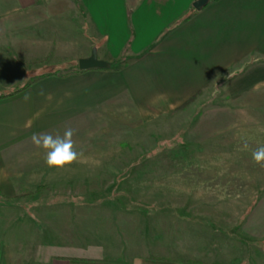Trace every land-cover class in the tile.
Returning <instances> with one entry per match:
<instances>
[{"label": "crops", "instance_id": "obj_1", "mask_svg": "<svg viewBox=\"0 0 264 264\" xmlns=\"http://www.w3.org/2000/svg\"><path fill=\"white\" fill-rule=\"evenodd\" d=\"M194 1L0 0V93L26 83L28 72L41 62L38 57L43 55V61L59 52L60 39L67 38L71 44L76 39L83 48L80 57L89 56L93 47L99 54L103 48L101 59L108 62L105 55L109 52L129 48L128 56L118 66L66 76L50 74L54 71L29 76L37 81L20 93L0 99V195L5 201L22 203L17 196L36 190L45 177L51 182L57 179L52 176L59 175L118 173L116 167L106 165L116 156L102 154L104 151L92 153L89 144L97 140L101 130L102 134L107 130L120 134L123 112L130 111L124 115L132 119L138 111H172L235 65L251 59L264 62V0H210L201 10L193 11ZM63 29L76 35L61 38ZM256 67L249 79L264 78V64ZM91 123L99 128L93 133ZM66 128L74 129L75 149L82 155L70 166L49 168L45 150L35 147L31 136H62ZM111 142L121 148V139ZM91 159H102V165L95 166ZM45 185L44 191H52L50 184ZM49 197L53 200L60 196ZM41 201L32 200L39 205ZM248 206L239 216L238 237L253 243L252 248L239 245L235 250L223 245L225 252L220 253L210 242L208 248L197 246L193 254L181 248L174 253L185 257H172L153 253L147 245L139 255L131 249L128 261L123 257L124 249L119 252L115 247L110 256L102 255L105 249L101 254L88 248L89 253L84 255L48 252L45 262L33 260L34 255L39 257L33 251L2 248L0 264H191L184 261L187 258L201 259L203 264H232L247 255L258 256L254 261L264 264V192ZM226 217L201 209L195 216L199 236L205 238V224L213 229L211 223H228ZM168 237L166 234L163 239ZM218 254L223 259H218Z\"/></svg>", "mask_w": 264, "mask_h": 264}, {"label": "rangeland", "instance_id": "obj_2", "mask_svg": "<svg viewBox=\"0 0 264 264\" xmlns=\"http://www.w3.org/2000/svg\"><path fill=\"white\" fill-rule=\"evenodd\" d=\"M74 34L63 29L60 37ZM58 43L62 46L59 52L43 61V55L38 57L41 62L28 72L26 81L31 80L29 76L50 71L63 74L77 68L83 48L76 39L72 44L67 38ZM119 49L105 55L112 66L122 64L128 56V47ZM102 50L98 52L100 59L104 57ZM263 64L251 59L235 65L202 89L200 96L175 117L169 116L170 110L155 109L138 111L136 117L127 119L124 113L131 112H123L120 134L108 130L102 134L101 130L97 140L89 144L92 153L104 151L102 154L116 156L106 164L116 167V174L59 175L52 176L57 179L51 182L45 177L40 183L50 184L52 191L20 196V205L0 195V249L33 251L39 253L33 260L45 262L48 252L84 255L89 253L88 248L105 249L100 253L110 256L115 247L119 252L124 249L127 261L131 249L139 255L147 245L153 253L164 252L172 257L179 256L175 253L181 248L193 254L197 246L208 248L210 242L220 253L223 245L235 250L239 245L252 248L253 243L239 240L237 223L240 214L264 192V167L255 164L251 155L264 146V78L249 79L252 68ZM220 107H228L237 115L229 128L219 129L213 123L212 114ZM218 122L226 124L227 120ZM197 125L205 128V133L195 135L193 128ZM89 129L93 133L99 128L91 123ZM118 138L122 140L121 148L111 142ZM187 139L193 140L192 147H184ZM90 161L102 165V159ZM55 181L57 184L52 183ZM55 194L60 197L48 200ZM35 198H42L41 205L32 202ZM201 209L226 215L224 221L228 223H211L214 231L205 224L202 238L195 218ZM166 234L169 237L163 239ZM217 258L223 259L220 254ZM257 258L247 255L230 263L259 264L254 261Z\"/></svg>", "mask_w": 264, "mask_h": 264}, {"label": "clouds", "instance_id": "obj_3", "mask_svg": "<svg viewBox=\"0 0 264 264\" xmlns=\"http://www.w3.org/2000/svg\"><path fill=\"white\" fill-rule=\"evenodd\" d=\"M74 134L75 131L72 128H66L62 136L33 133L31 141L35 147L45 150V163L49 168L62 169L77 162L82 155L75 149L72 139ZM244 148L247 149V143L244 144ZM251 155L255 164L264 167V146L258 147Z\"/></svg>", "mask_w": 264, "mask_h": 264}, {"label": "trees", "instance_id": "obj_4", "mask_svg": "<svg viewBox=\"0 0 264 264\" xmlns=\"http://www.w3.org/2000/svg\"><path fill=\"white\" fill-rule=\"evenodd\" d=\"M85 70H81L79 69V67L77 66V68L73 71H69V72H66V73H63L61 74L59 71H54V72H51L50 74H56V75H61V76H66V75H70L72 73H80V72H83ZM44 75V74H43ZM44 77V76H42ZM35 81H37V79H33V80H30V81H27L26 83L24 84H21V85H18L16 87H14L12 90L8 91V92H2L0 93V99L1 98H5V97H9V96H12V95H15L17 93H20L21 91L27 89L28 87H30ZM203 92V90H200L198 91L196 94H194L193 96H191L189 99H187L184 103H182L178 108L172 110L170 113H169V116L170 117H175L177 116L178 114L182 113L183 111H185L188 106L194 102L198 96H200V94ZM237 115L236 113L228 108V107H220L218 110H215L212 114V119L214 120L213 123H215L214 125L216 127H218L219 129H222V128H229L230 125L232 124H229L230 121H234V119H236ZM219 119H226L227 122L226 124H221L219 121ZM206 123V122H204ZM212 125V123H211ZM214 127V126H213ZM211 127V128H213ZM193 133L195 135L197 134H203L205 133V128H201V126L197 125L196 127L193 128ZM185 144L184 147H192V145H194L193 143V140L192 139H187L186 142H183ZM181 145V144H180ZM127 147H129L128 144H126ZM47 188L46 185L44 184H41V185H38L36 190L33 191V192H30V191H26L24 192L23 194H19L17 197H20V196H25L26 194L29 195V194H33V193H36V194H39L41 192L44 191V189ZM151 257H154L156 258L155 256H151ZM162 259V258H160ZM186 263H191V264H203L205 263L203 260L201 259H192V258H187L184 260Z\"/></svg>", "mask_w": 264, "mask_h": 264}, {"label": "water", "instance_id": "obj_5", "mask_svg": "<svg viewBox=\"0 0 264 264\" xmlns=\"http://www.w3.org/2000/svg\"><path fill=\"white\" fill-rule=\"evenodd\" d=\"M210 0H195L193 6L196 10H201L209 3ZM111 64L99 58L97 47H93L91 54L87 57H82L78 61V67L81 70L94 68H109Z\"/></svg>", "mask_w": 264, "mask_h": 264}]
</instances>
